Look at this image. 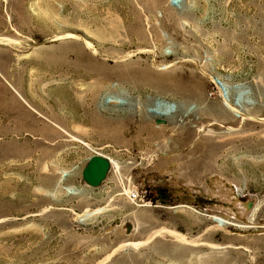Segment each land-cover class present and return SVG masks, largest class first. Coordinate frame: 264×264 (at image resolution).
Wrapping results in <instances>:
<instances>
[{"label": "rangeland", "instance_id": "374dc122", "mask_svg": "<svg viewBox=\"0 0 264 264\" xmlns=\"http://www.w3.org/2000/svg\"><path fill=\"white\" fill-rule=\"evenodd\" d=\"M0 264H264V0H0Z\"/></svg>", "mask_w": 264, "mask_h": 264}, {"label": "water", "instance_id": "95a60500", "mask_svg": "<svg viewBox=\"0 0 264 264\" xmlns=\"http://www.w3.org/2000/svg\"><path fill=\"white\" fill-rule=\"evenodd\" d=\"M108 170V159L94 153L83 168L82 177L86 184L91 187H97L105 180Z\"/></svg>", "mask_w": 264, "mask_h": 264}, {"label": "built area", "instance_id": "2783aa9c", "mask_svg": "<svg viewBox=\"0 0 264 264\" xmlns=\"http://www.w3.org/2000/svg\"><path fill=\"white\" fill-rule=\"evenodd\" d=\"M128 199L132 202H136L137 204L141 206H144L146 202V193L143 191H132V192H129Z\"/></svg>", "mask_w": 264, "mask_h": 264}, {"label": "bare ground", "instance_id": "6f19581e", "mask_svg": "<svg viewBox=\"0 0 264 264\" xmlns=\"http://www.w3.org/2000/svg\"><path fill=\"white\" fill-rule=\"evenodd\" d=\"M226 106H227V108L229 109V110H234V109H232V106L230 105V103H229V101L228 100H226ZM243 108V107H242ZM237 109V108H236ZM238 114H240L239 112H237Z\"/></svg>", "mask_w": 264, "mask_h": 264}]
</instances>
